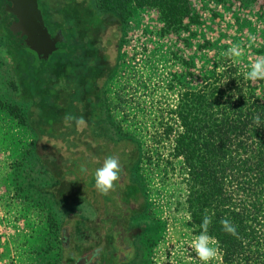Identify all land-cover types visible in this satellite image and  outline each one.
Here are the masks:
<instances>
[{
    "label": "trees",
    "instance_id": "obj_1",
    "mask_svg": "<svg viewBox=\"0 0 264 264\" xmlns=\"http://www.w3.org/2000/svg\"><path fill=\"white\" fill-rule=\"evenodd\" d=\"M83 1L88 15L82 17L67 7L75 0H38L48 32L63 36L46 60L12 37L0 12V112L33 136L10 165L12 196L19 202L37 193L36 203L29 200L35 206L47 186L63 193L62 167L73 166L71 155L81 147L114 156L129 170L139 159L135 134L119 123L125 101L118 91L108 97L104 88L117 66L109 63L100 36L104 19L117 24L110 39L118 40V50L133 8L156 12L162 33L199 23L189 0ZM258 83L226 65L180 94L173 124L164 128L173 143L168 156L181 162L187 176L189 223L200 234L209 218L207 234L222 264H264V91L256 95ZM114 111L123 118L118 121ZM62 151L69 157L57 163ZM222 220L231 222L235 234L224 231Z\"/></svg>",
    "mask_w": 264,
    "mask_h": 264
},
{
    "label": "rangeland",
    "instance_id": "obj_2",
    "mask_svg": "<svg viewBox=\"0 0 264 264\" xmlns=\"http://www.w3.org/2000/svg\"><path fill=\"white\" fill-rule=\"evenodd\" d=\"M83 4V0H75L67 7L83 17L88 15ZM189 4L191 11L198 15L199 23L187 29L162 33L156 12L133 8L132 17L124 26L119 50L118 40L110 39L117 24H109L104 19L105 28L100 33L103 43L106 42L109 63L117 64L104 88L108 97L114 91L120 92L125 101V119L117 111L113 112L114 116L118 121L123 118L119 123L127 132L135 134L140 148L137 163H133L131 170L124 169L127 175L123 183L142 196L149 221L151 217L156 219L161 231L153 256L155 264H203L192 246L199 233L189 223L187 176L181 162L168 156L173 143L164 135V128L173 124V110L180 94L197 89L205 76L226 65L245 76L251 64L264 56V0H189ZM232 45L242 49L239 58L225 55ZM260 79L256 95L264 91V78ZM30 135L0 112V264H50L57 259L56 253L50 254L47 247L45 212L51 206L46 197L38 195L41 200L37 201L36 208L29 200H37V193L25 202L16 201L12 196L10 165L28 150L33 139ZM173 135L171 131L169 136ZM90 148L76 149L71 155L73 166L62 167L66 177L61 183L64 191L59 194L61 198L83 196L94 201L102 194L95 187L94 173L106 156H95ZM65 157L69 154L62 151L57 163ZM113 184L103 194H112L118 180ZM42 199L46 202L40 210ZM239 199L242 200L240 196ZM52 210L51 223L58 226L56 208ZM257 220L261 223L260 217ZM211 239L216 255L208 264H222L218 245Z\"/></svg>",
    "mask_w": 264,
    "mask_h": 264
},
{
    "label": "flooded vegetation",
    "instance_id": "obj_3",
    "mask_svg": "<svg viewBox=\"0 0 264 264\" xmlns=\"http://www.w3.org/2000/svg\"><path fill=\"white\" fill-rule=\"evenodd\" d=\"M122 165L113 193H102L94 201L83 196L61 198L57 189L42 188L51 206L45 212L48 252L57 257L50 264H155L161 231L156 219L149 221L142 196L123 183L127 174ZM52 208L58 226L51 223Z\"/></svg>",
    "mask_w": 264,
    "mask_h": 264
},
{
    "label": "water",
    "instance_id": "obj_4",
    "mask_svg": "<svg viewBox=\"0 0 264 264\" xmlns=\"http://www.w3.org/2000/svg\"><path fill=\"white\" fill-rule=\"evenodd\" d=\"M0 12L12 37L34 51L39 59L46 60L63 41L60 31H47L37 0H2Z\"/></svg>",
    "mask_w": 264,
    "mask_h": 264
},
{
    "label": "clouds",
    "instance_id": "obj_5",
    "mask_svg": "<svg viewBox=\"0 0 264 264\" xmlns=\"http://www.w3.org/2000/svg\"><path fill=\"white\" fill-rule=\"evenodd\" d=\"M241 53L242 49L239 45H232L227 50L225 55L239 58ZM245 76L250 80L264 78V56L259 57L251 64L250 70L245 73ZM68 119H71V117H68ZM256 120L259 121V117H257ZM119 170L120 166L118 159L114 156H107L104 159L103 164L95 170V187L101 193L108 192L111 188H113V182L117 180ZM209 222V218L205 216L201 223V233L192 241L195 254L198 256L199 260L203 262V264H208L210 259L216 255V247L212 242L211 237L207 234ZM221 224L223 225L224 231L235 234V227L230 221L222 220Z\"/></svg>",
    "mask_w": 264,
    "mask_h": 264
},
{
    "label": "crops",
    "instance_id": "obj_6",
    "mask_svg": "<svg viewBox=\"0 0 264 264\" xmlns=\"http://www.w3.org/2000/svg\"><path fill=\"white\" fill-rule=\"evenodd\" d=\"M215 4V3H214ZM218 5H215L214 7H217ZM219 7V6H218ZM220 9V8H219ZM230 15V14H229ZM204 23V22H203ZM206 23H208V21L206 22Z\"/></svg>",
    "mask_w": 264,
    "mask_h": 264
}]
</instances>
